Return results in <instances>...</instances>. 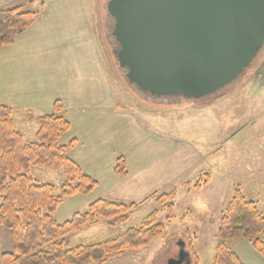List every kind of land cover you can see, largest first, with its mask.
I'll return each mask as SVG.
<instances>
[{"label":"rangeland","instance_id":"rangeland-1","mask_svg":"<svg viewBox=\"0 0 264 264\" xmlns=\"http://www.w3.org/2000/svg\"><path fill=\"white\" fill-rule=\"evenodd\" d=\"M93 1L94 32L98 35L106 68L110 70L108 77L117 88L118 107L138 114L147 129L188 142V159L195 163L184 174H188L185 177L198 176L184 180L185 183L179 179L138 200L139 206L126 221L102 220L94 227L70 235L69 245L105 241L130 227L141 226L147 215L160 209L157 197L175 191V219L168 222L165 209L158 216V222L165 226L164 234L149 246L128 250L104 264H168L170 259L178 258L181 251L189 255L183 264H196L198 258L200 264H213L220 219L235 190L241 188L264 213V48L250 68L218 95L197 99L182 95L153 96L132 86L119 66L116 59L119 45L112 36L113 19L107 9L109 0ZM15 5L20 4L11 6ZM24 9L28 6L24 5ZM15 120L25 140L33 141L38 127L36 120L22 122L18 115ZM125 128L134 134L143 127L131 124ZM73 140L76 139L70 141ZM190 146L196 148L195 158ZM163 155L160 156V172L166 170ZM155 166H149L148 174ZM31 174L38 183L59 187L65 182L63 172L51 167L33 168ZM91 201L92 197L83 195L66 199L58 208L56 219L64 222L77 212L86 211ZM258 238L264 240V232ZM230 246L244 263L264 264V256L249 240L232 241ZM13 248L10 229L0 226V249L13 251Z\"/></svg>","mask_w":264,"mask_h":264},{"label":"crops","instance_id":"crops-1","mask_svg":"<svg viewBox=\"0 0 264 264\" xmlns=\"http://www.w3.org/2000/svg\"><path fill=\"white\" fill-rule=\"evenodd\" d=\"M93 3L0 0V9L23 4L38 12L28 30L12 45L0 48V103L12 107L14 120L18 115L22 122H37L61 101L71 129L60 141L66 144L76 139L70 158L98 182L87 196L93 199L87 206L108 197L137 203L174 181L185 183L198 174L194 178L184 174L195 163L188 159V142L151 131L138 114L118 107L117 88L108 77L109 68L94 32ZM131 124L143 128L133 134L125 128ZM195 149L190 146L193 158ZM162 154L166 170L160 172ZM120 156L126 161L128 176L115 172ZM151 164L156 166L148 174Z\"/></svg>","mask_w":264,"mask_h":264},{"label":"trees","instance_id":"trees-1","mask_svg":"<svg viewBox=\"0 0 264 264\" xmlns=\"http://www.w3.org/2000/svg\"><path fill=\"white\" fill-rule=\"evenodd\" d=\"M37 18L38 12L21 4L0 9V48L12 45ZM62 108V102L56 101L52 113L38 118L35 139L26 141L17 129L12 107L0 103V226L10 229L14 242L13 251L0 249V264H104L161 237L165 226L158 222V216L163 209L168 222L175 219L176 192L163 193L157 197L160 209L147 215L141 226L130 227L105 241L71 247L70 235L102 220L126 221L139 204L100 198L64 222L56 219L66 199L89 196L98 187V182L69 156L77 141H60L71 129ZM37 167L61 170L65 182L59 187L38 183L31 174ZM115 171L120 176L128 175L124 157L116 160ZM262 232L264 213L237 188L220 219L213 264H247L230 246V242L241 239L249 240L264 256V240L258 238ZM196 264H200L199 258Z\"/></svg>","mask_w":264,"mask_h":264},{"label":"water","instance_id":"water-1","mask_svg":"<svg viewBox=\"0 0 264 264\" xmlns=\"http://www.w3.org/2000/svg\"><path fill=\"white\" fill-rule=\"evenodd\" d=\"M107 9L119 66L153 96L215 94L264 48V0H109Z\"/></svg>","mask_w":264,"mask_h":264},{"label":"flooded vegetation","instance_id":"flooded-vegetation-1","mask_svg":"<svg viewBox=\"0 0 264 264\" xmlns=\"http://www.w3.org/2000/svg\"><path fill=\"white\" fill-rule=\"evenodd\" d=\"M219 92H220V91H219ZM219 92H217V93H215V94H217V95H218V94H219Z\"/></svg>","mask_w":264,"mask_h":264}]
</instances>
